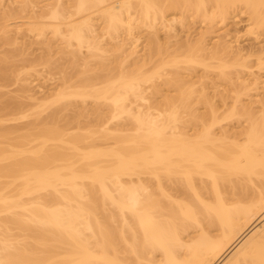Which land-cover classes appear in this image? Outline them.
I'll return each mask as SVG.
<instances>
[{"label":"bare ground","instance_id":"6f19581e","mask_svg":"<svg viewBox=\"0 0 264 264\" xmlns=\"http://www.w3.org/2000/svg\"><path fill=\"white\" fill-rule=\"evenodd\" d=\"M7 1L0 0V22L4 20L1 9L6 8ZM42 1L18 3L19 12L35 15L29 17L26 32L37 38L51 32L65 48L75 47L69 54L75 61L82 49L90 51L94 59H101L110 49H105L103 43L115 40L121 31L132 45L127 48L125 39L116 45L118 51H130L121 54L124 57L119 58L120 63L115 59L118 62L115 67H119L115 74L107 66L111 73L92 77L94 69L86 62L90 69L85 67L77 82L63 86L46 101L35 104V109H45V105L50 107V103L66 100L108 103L107 115L96 109L103 114L97 116L99 119L104 116L101 125L97 123L105 132L103 135L96 131L92 133L94 136H75L70 132L68 136L67 130L59 131V127L47 125L41 127L40 134L22 136L20 143L25 139L21 145L16 139L11 141L15 144L8 143L11 144L8 148H16L15 152H10L7 146L0 148V179L7 180L0 184V215H10L0 221V264H218L230 251L232 254L222 264H264V110L260 114L256 112L259 116L254 112L256 117L249 112L250 108L253 111L252 107H239L238 97L233 101L230 115L224 119L248 118L249 127L239 136L232 138L225 130L220 136L215 134L214 128L223 120L213 109L212 122H201L200 128L190 134L187 127L194 122L185 120L184 116L193 118L194 114H189L191 97L195 92L205 95L206 89L197 92L193 88L197 83H185L176 71L182 64L202 66L206 71L218 67L216 71L226 80L228 65L224 61L215 67L214 60L228 52L237 61L243 56L241 51L230 53L233 48L231 44L227 47L224 35L216 39L213 48L208 47L206 35L209 34L203 32L206 38L200 36L195 43L192 41L187 54L163 60L153 71L144 70L147 64L143 62L144 67L140 60L134 63L140 66H133V71L125 68L142 41V36H134L137 30L151 32L153 36L149 35L148 41L152 48H148L155 47L161 54L162 47L157 41L159 27L174 30L176 23L184 27L183 21L166 20L168 10L191 12L207 25V22L216 23L215 20L223 22L241 8L249 16V33H253L264 31V0H66L68 5L63 0H54L37 15L35 10ZM13 32L16 37L22 28L12 29L5 21L0 23V38H3L0 40H16L10 36ZM207 53L212 54L211 58L205 57ZM263 57L264 49L257 57L260 66H264ZM102 65L98 67L104 70L106 66ZM240 73L236 80L243 79ZM161 77H169L165 84H182L176 97L152 104V97L148 96L153 95H150L152 89L158 93L154 83ZM251 81L249 84L243 79L237 83L240 88L234 86L250 91L264 84L260 77ZM28 108L16 104L5 115L13 120L33 109ZM0 112H3L1 108ZM52 117L55 119V115ZM123 118L129 119L132 127L123 130L110 127L111 122ZM117 130L126 135L123 133L125 136L119 138L117 135L122 133L118 134ZM112 132L118 138L114 134L112 137ZM0 134V138H6L9 133ZM29 135L34 138L29 139ZM95 135L101 140L93 138ZM110 139L112 142L115 139L112 146ZM50 142L60 145L49 146ZM21 146L24 150L18 152ZM146 175L155 181V187L147 184ZM17 181H20L16 183L18 187L13 186ZM169 182H173L171 187ZM261 220L263 224L257 227L255 224ZM10 225L27 232L28 236H21L32 242L25 239L24 243L17 242L20 235L14 237Z\"/></svg>","mask_w":264,"mask_h":264},{"label":"rangeland","instance_id":"374dc122","mask_svg":"<svg viewBox=\"0 0 264 264\" xmlns=\"http://www.w3.org/2000/svg\"><path fill=\"white\" fill-rule=\"evenodd\" d=\"M20 1H22V0H8L6 2V8L1 9V10H3L5 16H4V20H2V22H0V23H3V21H5L7 24L11 25L12 29L15 27H20V29L22 28V32H21L22 34L21 33L19 35L17 34L15 37L13 35V34H15V32L11 33L12 35H10V36L17 38L16 40L13 39L12 42H11L12 39L6 40V41L0 40V108L3 111V112H0V132L8 131V133H9L6 138H4V137L0 138V148H2V147L6 148L7 145H11L8 143L15 144V143H13L15 139H16V141H15L16 143H17V140L20 143V141H22V140H20V139H22V136L26 137L28 134L34 135L35 133L40 134L39 130H41V127L44 129L45 126H47V125H48V127L49 126L50 127L54 126L57 128L59 127V131H62V130L66 131L67 130L68 134H69L68 136H70V133H73V134L75 133V136H76V134L77 135L78 134H81V135L90 134V135H92V133L93 132L96 133V131L98 132V134L105 133V132H103V129L102 130L100 129V128H102L101 126H100V128L98 127L99 126L98 124L100 123V125H101V122L104 120L103 119L104 116L103 117L101 116L103 119L102 121L100 120L101 117L99 119L97 116L103 115V114L105 115V113H106V115L108 114L107 113L109 111L108 107L110 106L108 103L99 102V104H97V103H95L94 100L93 101L87 100L86 103H84L83 101H80V100H77V101L76 100H71V101L66 100V101L60 102L59 104L56 103L55 105L54 104L52 105L50 103V105H51L50 107L49 106L47 107L45 105V106H43V108L45 107V109H42V108L41 109L40 108L35 109V104H37L39 102L46 101V99L49 98V96L51 97L52 94L54 95V93H56L59 89L61 90V88L63 86H65V85L67 86L71 83L73 84L74 81L77 82L79 80V78H81L80 75H82V71L85 70L86 68H88L85 65L86 62H90V65L94 69L93 73L90 72V74L91 73L93 74V76L91 75L92 77H94V76L103 77V76L108 75L112 71L115 74L116 72L119 71L118 65H117L118 68H116L115 64L116 63L118 64V62L119 63L121 62V61H119V58L123 54H125L126 51H130V49H128V50L124 49V50H122V52L118 51L117 50L118 48L116 47V45L119 43L122 44L124 42V39H125V43L128 42V44H127L128 47L125 43L124 44L126 45L127 48H129V46L132 45V41L127 40L128 38H127L126 34L124 33V31H121L120 35H117V37L119 36L118 39L116 37V38H114L115 40H113V41H111L112 39H110V40L106 39V40H108V41L105 40L106 42L103 41L104 42L103 46H105V49H107V48L108 49L110 48V49L107 50L108 53L105 50L107 54L104 53L105 55L104 56L102 55L101 59H98V58L94 59V57L90 53V51H87V49H82L81 53L78 54V60L75 61V59L73 60L72 59L73 57L70 56L71 55L70 52L74 51L75 47L65 48L63 46V44L60 43L61 42L60 39L54 38L52 36L51 32L46 33V36L44 38H37V37H34V35L26 32V29H28L29 17H33L35 15H32L31 13L19 12V6L20 5L18 3H20ZM53 1L54 0H46V1L43 0L42 2H40L38 4V9L35 10L36 14L37 15L40 14L42 9H44L45 6H47L48 4L53 3ZM63 1L65 2V4H67L68 0L67 1L63 0ZM208 10L212 11L211 8H209ZM242 12H244V10L241 8H238L237 10L230 13L225 21L222 22L220 20H217V21L215 20L216 23L213 22V24L211 23L212 24L211 25L210 23L207 22V25H206L205 23H203L201 21L202 19H199L200 17H196L195 15L193 16L191 14V12H183L180 10L179 11L168 10L167 12H165L166 20L172 21L173 19H175L177 22L183 21L184 27L180 26L178 23L173 24L174 30L173 29L172 30H168V29L165 30L166 28L162 29V27H161V29H160V27H159L160 30L158 29V35H157L158 40L157 41L159 42V45H161L160 48L162 47L161 48L162 49L161 54H159L155 50V47L153 48L154 50L153 49L150 50L148 48L149 41H150L149 39L151 36H153V34H151V32H149L147 30L140 29L141 31L137 30L136 33H134L135 37L137 35H138L137 37L142 36V37H140L142 39V41H139V43H138V46H139L138 49L139 50L137 49V53H136L137 55L136 54L133 55L132 56L133 58L129 59L130 61L128 60V62H126L127 64H125V68H126V70H128V72L133 69V66L139 65V64L134 65V63L138 62L139 60H140V63H142V64L146 63L147 64L146 67L144 64V67H145V68L143 67L144 70L153 71L157 67V65L163 60H169V59L172 60V58L175 56L182 57L180 55L184 54L185 52H186L185 54L188 53L187 52L189 49L188 46L190 44H192V41L195 43L196 39L198 40L200 36L202 37V36H205L206 34H209V35H206L209 37L206 38V36H205V38L207 40V46L208 47L211 46L213 48V46L215 45L214 42H217L216 39L220 40L221 38L224 37L225 40L227 39L226 40L227 41V47H229L228 44L232 45L233 50L231 48H230L231 49L230 51H229V49H227L230 53L232 51H234L235 53L241 51L240 53H242L243 56L238 58L239 60H237V61H235L237 58H235L234 54H229L228 52H226V53H228V55L225 53V54H223L224 56L219 55L217 57L218 58L217 60H219V61L221 60L222 62L221 61L219 62L217 60H214V61H216L215 64H213L214 63L213 60H212V62H210L213 65H215V67L219 66L217 64H220V63H222V64L226 63V65H228V69H226L227 71L225 70V72H226V74L228 73L227 75L230 78L227 77L229 79L225 78L226 80H224V78L221 76V74H219L217 72L218 70L216 71V69L218 67L215 68L213 65L212 66L215 69L211 70V68H210L209 71L208 70L206 71V69L204 67L202 68V66H197V65H195L196 66L195 68L193 66H189L186 64L185 65L180 64L181 67H180V65H178L180 68L177 67L176 71H177L178 75L180 76V78L185 79V80L182 79V81H185V83L186 82L188 83L189 81H190L189 83H192V82L197 83L196 88L195 87H193V88H194V90L196 89L197 92L199 91V93L201 92L202 88H203V91H205V89H206L205 95H203L204 93H202V92H201V95L195 92L193 97H191L190 101L192 103H190V104L192 105L191 111H192V109H193V111L192 112L190 111L189 114L191 113V115H192V113H193L194 114L193 118H191L190 116L189 117L184 116L186 119L183 118V119L188 120L190 122L191 121L194 122V123L190 124L191 126L190 125L188 126L189 128L187 127V129H188L187 131H189L190 134L195 133L196 129L200 128V127H198V125L201 126V122H206L207 124L209 121L212 122L211 119L213 118L212 117L213 116L212 109H213L215 114H217L218 118H222L221 120H223V122L221 124H219L220 126H218V125H217V127L215 126L216 127V128H214L215 132H216L215 134L220 136L221 133L222 134L224 133L223 130H225V132L229 133L230 137L233 135H235V137L239 136L246 128L249 127L250 123L246 121V119H248V118H246V116H242L243 113L241 115V112H239V114L242 117H240V116L239 117L237 116L238 118L233 117L234 119H231L232 121H229L230 119H228V121H226L224 119V117L226 118V116L230 115V112H231L230 109L234 106L233 101L236 98L238 100V97L241 100L240 104L238 103L239 107L241 105L243 106V108H244V106H246V108L252 107L253 111H251V108H250L249 112H253V113L254 112L259 113V112H261V110H264V87H263L264 84H263V86H262V84L261 85L259 84L260 86L258 85L259 87H256L257 89L252 88L250 91L249 90L243 91L241 89H237V86H234L235 84L240 83V81H243V79H247L248 82L249 81L253 82L251 80L260 77V81L264 82V66H260V63L257 59L258 55H260V53L264 49V31L263 30H255L254 31L255 33L254 32L249 33L250 32L249 30L251 28L249 16L247 13H245V12L242 13ZM0 13H2V12L0 11ZM210 14H211V12H210ZM97 28H98V30L100 29L99 26ZM207 31H210V32L206 33ZM99 32H100V30H99ZM203 32L205 33V35L203 34ZM211 33H213V34H211ZM135 34H137V35H135ZM225 34L227 35V37H225ZM149 35H151V36H149ZM221 35L222 36L224 35V36L222 37ZM124 36H126V37H124ZM9 38H11V37H9ZM0 39H3V38H0ZM121 41H123V42H121ZM149 47L152 48L151 46H149ZM124 48H125V46H124ZM209 49H211V48H209ZM212 50H216V49H212ZM237 50H239V51H237ZM211 53H214V51ZM93 54H95V53H93ZM220 54H222V53H220ZM204 55H206L205 57L207 58L208 53L204 54ZM210 55H212V54H210ZM210 55H208V59L211 58V57H209ZM202 56H203V54H202ZM221 56H222V58H221ZM232 56H234V57H232ZM123 57L124 56H122V58ZM202 58L204 59V57H202ZM115 59L118 60V62H116ZM113 60H115V61H113ZM240 62L242 63V66L244 64V67L246 66L248 69L241 67ZM101 63L103 64L102 66H106V68L104 67L105 68L104 70H101L103 68L99 69V67H100L99 65H101ZM111 63L112 64L114 63L113 64L114 66ZM233 63L235 65H233ZM88 65H89V63H88ZM90 65H89V67H91ZM238 65H240V66H238ZM107 66L109 68L111 67L112 71L109 69V71H111V72L106 70L108 68ZM188 66H189V68H188ZM233 66H234V69L232 68ZM88 69H90V68H88ZM237 73H240L242 75L243 79L240 80L237 78V80H236ZM164 76H165V74H164ZM220 77H222V78H220ZM242 77L240 76V78H242ZM160 79L157 82L155 81V83H154L155 86H157V89L159 90L158 93H157V91L155 92L153 89L151 90V94H150V90H149V92H147L148 93L147 95H149V94L152 95V93H153L152 96H148V97L153 98V99L150 98L151 99L150 102L151 103L153 102L152 104H162L164 101L163 100L164 98L176 97L178 92H179V91H177L178 86H180L182 84V83L180 84V82H177V83L175 82L174 84L172 83L173 85H170L171 83L165 84L168 81L166 79H169V77H167V78L161 77ZM234 81H235V83H233ZM250 82H249V84H251ZM231 84H233V85H231ZM237 85L239 86L238 88H240V84H237ZM30 97H32V99ZM234 103H235V101H234ZM16 104H22V106H24V107L27 106V108L33 107V109H32V111H30V110L27 111V109H26L27 112L25 114H21L22 116L15 117L18 119L14 118L15 120L14 119L12 120L13 117L12 116H6L5 112L10 111L11 107L13 105H16ZM46 104L49 105V103H46ZM97 108L103 114L100 111H99L100 113H98L96 110ZM239 109L241 111V108H239ZM94 110L97 112V115H96ZM56 113H57V116H56ZM256 114H255V116H256ZM259 114H257V116H259ZM54 115H55V119H54V117H52ZM1 119L3 121H1ZM125 119H127V118H125ZM125 119L123 118L122 120L111 122L112 124L110 127L114 128V130H116L117 128H119V129L123 128L124 129V128H127L128 126L132 127L130 120L129 119L125 120ZM193 119H194V121H193ZM48 127H46V128H48ZM57 128L55 130H58ZM61 128H62V130H60ZM114 130H113V132H114ZM118 130H117V132H118ZM122 130H120V131H122ZM128 130H124V131H128ZM130 130H131V128H130ZM130 130H129V132H131ZM120 131L118 132V134L122 133ZM113 132H112V137H114ZM6 133L7 132H5L3 134H6ZM115 133H116V131H115ZM123 133L126 135V132H123ZM123 133L119 134V135L116 134V135L119 136V138H120V135H122V136L124 135ZM228 133H226V135ZM37 134H35V135H37ZM104 135H106V134H104ZM92 136H94V135H92ZM117 136H116V138H118ZM97 137H98V139H97ZM97 137L95 135V137H93V138H96L97 140H99L100 139L99 135ZM100 137L102 138V136H100ZM27 138H28V136H27ZM31 138H34V136L32 137L31 135H29V139H31ZM66 138H67V136H66ZM103 138H104V136H103ZM108 138H110V137L108 136ZM232 138H234V136ZM24 139H23V142H24ZM91 139H89L88 142L91 141ZM96 139H94V140H96ZM11 141H13V142H11ZM102 141H104V139ZM23 142H21V143H23ZM34 142L33 143L31 142V143L35 146L36 144ZM104 142H106V141H104ZM108 142H110L109 145L112 146L113 143L115 144V139H114V142H112V139H110V141H108ZM21 143H20V145H21ZM25 143H27V142L25 141ZM36 143L39 144V142H37V141H36ZM51 143L53 145L58 144V143L50 142V144L48 143L49 146L51 145ZM56 145H54V146H56ZM58 145H60V144H58ZM84 145H85V143H84ZM84 145H82V146H84ZM109 145L107 143V146H109ZM23 146H21L19 149L23 148ZM30 146L32 147V145H29V147ZM82 146H80V147L82 148ZM24 147H26V146H24ZM7 148H8V146H7ZM33 148H35V147H33ZM10 149H11V147L8 148V150H10ZM15 149H13V150L11 149L10 152H13V151L15 152ZM19 149H18V152L22 151V149L21 150H19ZM25 149H28V147ZM23 150H24V148H23ZM68 152H70V151H68ZM73 160H75V159H73ZM145 178H144V180L148 181V183L147 182H145V183H147L150 186L155 187L154 186L155 181H153V179H151L150 176H148V178H147V175H146ZM149 178L151 179V181L148 180ZM9 181L11 182L12 180H9ZM4 182H7V180L3 179V178L0 179V184L4 183ZM18 182H20V181L15 182L13 186H15L16 183H18ZM151 182L153 183V185L151 184ZM164 182L165 181L163 180V183ZM176 182H178V181H176ZM169 183H166V185ZM171 183H173V182H171ZM171 183L168 186L171 187V185H172ZM198 183L199 182H197V185H198ZM17 185H16V187H18ZM163 185H165V184H163ZM19 186H20V183H19ZM43 195H45V194L43 193ZM47 197H48V195H47ZM28 199H31V198L29 197ZM163 203L165 204V200ZM5 216L8 217L10 215L9 214L0 215V221L2 219L4 221L5 220L4 218H6ZM102 217H103V215L101 216V214H100L99 218L102 219ZM0 223H2V222H0ZM262 224H263V220H261V222H258V224H255V225H258L257 227H260ZM10 226L12 227L11 230H13V232L11 231L12 234L13 235H14V233L16 234L14 237H16L17 235L18 236L20 235L19 237L21 239L18 236L16 238H19V239L18 240L15 239L17 242L18 241H20V242L21 241L22 242L23 241L24 242L29 241V239H27V237H26V236H28L27 232L25 234L22 230H19V229L17 230V229H15L16 227L13 229V226L12 225H10ZM21 232L24 234H22ZM21 235H26V236H21ZM30 241H29V243L32 242V241L31 242ZM230 253L232 254L231 251L228 252L223 257V259L226 258V256H228ZM223 259H221L218 262V264H222L221 262Z\"/></svg>","mask_w":264,"mask_h":264}]
</instances>
